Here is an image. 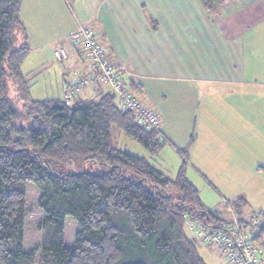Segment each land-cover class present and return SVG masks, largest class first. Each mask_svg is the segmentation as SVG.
Here are the masks:
<instances>
[{"label": "trees", "instance_id": "1", "mask_svg": "<svg viewBox=\"0 0 264 264\" xmlns=\"http://www.w3.org/2000/svg\"><path fill=\"white\" fill-rule=\"evenodd\" d=\"M20 6L0 0V264H207L185 235V221L226 220L201 202L185 163L169 178L147 158L113 146L112 128L150 155L164 142L112 91L71 103L29 95ZM75 160L90 169H73ZM27 182L38 189L43 213L39 250L23 246ZM245 204L241 197L230 202L242 220ZM67 216L77 225L71 247L64 244ZM251 230L264 237V223Z\"/></svg>", "mask_w": 264, "mask_h": 264}, {"label": "crops", "instance_id": "2", "mask_svg": "<svg viewBox=\"0 0 264 264\" xmlns=\"http://www.w3.org/2000/svg\"><path fill=\"white\" fill-rule=\"evenodd\" d=\"M206 2L21 0L20 19L30 58L36 60V68L24 74L56 69L60 93L39 99L63 100L74 71H86L88 63L67 34L78 24L87 27L116 63L130 92H136L138 100L159 115L160 131L167 141L151 159L177 143L187 153L180 158L193 168L191 174L185 172L187 179L217 189L207 178V158L215 160L219 155L240 164L248 147L264 152V0ZM58 46L66 52L62 62L54 57ZM34 76L31 88L38 80ZM109 90L102 83L84 87L75 100ZM192 130L195 137L187 143ZM149 162L171 178L155 162ZM224 200L230 204L223 198L219 206L223 212ZM201 202L217 210L216 200ZM248 212L242 213L243 219ZM226 213L222 218L227 221L231 215Z\"/></svg>", "mask_w": 264, "mask_h": 264}, {"label": "rangeland", "instance_id": "3", "mask_svg": "<svg viewBox=\"0 0 264 264\" xmlns=\"http://www.w3.org/2000/svg\"><path fill=\"white\" fill-rule=\"evenodd\" d=\"M31 50L27 56L21 62L20 68L21 71L27 72L36 68V60H31ZM57 68V65H55ZM38 70V69H37ZM35 73V79H38L34 87L29 88V95L34 99L45 98L46 96L51 97L50 95H56L54 93H60V79L58 80L56 69H45L43 73ZM42 72V71H41ZM32 73V74H33ZM32 74H30L32 76ZM58 81V83H57ZM57 85V86H56ZM55 88V89H54ZM84 89V88H83ZM82 88L80 89V93ZM133 92V90H132ZM137 95L136 92H134ZM83 96V95H82ZM86 98V97H85ZM84 98V100H85ZM195 137L194 131L192 130L187 134V143L193 140ZM111 138L113 146L120 148L126 152L137 154L139 156H144L148 158L151 162H155L157 166L166 171L167 175L171 178H174L179 171L180 167L184 165V172L187 171V174H191V165H188L187 162H183V159L180 158V145L174 143L172 146L168 145V148L165 149L160 156L155 159H151V155L147 150H145L140 144L136 141L128 138L121 130L118 128H112ZM264 143V142H263ZM165 145V144H164ZM163 145V146H164ZM264 145V144H263ZM166 146V145H165ZM177 146V147H176ZM173 147H176L173 149ZM140 149V150H139ZM169 149H172L174 152H168ZM183 150V149H181ZM243 154V153H242ZM177 155V156H176ZM246 155L245 159L240 160V164H237L232 160L231 163L227 159H220V156L213 160L208 159L209 165L205 171L208 174L207 178L212 181V185L217 189L213 188L210 184L206 183L207 186L201 183L192 182L199 190V197L204 203H213L216 200L217 210L216 213L219 216H224V213L230 215L233 211L232 206L224 200L225 203V212L219 207L223 201V198L228 199L229 202L235 200L236 198H243L246 201L245 207L243 209V215L246 211H249V215L257 214L260 217V223L264 221V152L254 150V148H247L244 152ZM182 156V155H181ZM156 160V161H155ZM73 169H90L88 163H83L80 160H75L73 164ZM188 167V168H187ZM187 169V170H186ZM66 170V168H65ZM186 175V173H185ZM187 177V175H186ZM200 177V176H199ZM202 180H205L203 177ZM206 181V180H205ZM221 194H220V193ZM235 195V196H234ZM39 191L38 189L30 182L26 184V217H25V227H24V239L23 246L26 250H31L33 248L40 249L41 243V231L39 229V224L42 221L43 213L38 206ZM213 198V200L211 199ZM222 199V200H221ZM212 200V201H211ZM219 207V208H218ZM220 209V210H218ZM234 212V211H233ZM236 215V214H235ZM77 229V225L71 217L67 216L64 220V244L67 247H71L74 242V233ZM185 235L193 240L196 244L199 255L207 264H228V261L220 256L214 245H206L203 243L201 237H199L194 231L190 230L187 222L184 224ZM215 251L219 256L216 258L214 253ZM38 254L36 256V261Z\"/></svg>", "mask_w": 264, "mask_h": 264}, {"label": "built area", "instance_id": "4", "mask_svg": "<svg viewBox=\"0 0 264 264\" xmlns=\"http://www.w3.org/2000/svg\"><path fill=\"white\" fill-rule=\"evenodd\" d=\"M67 38L84 55L88 63L86 71H74V78L65 86L63 100L71 103L79 96V89L106 84L116 95L120 107L130 111L137 124L155 132L156 139L160 142L167 141L160 131V119L156 110L141 103L130 92L128 82L120 75L116 63L107 56L106 48L95 40L93 32L78 24L67 34ZM53 53L60 62L66 58L62 46L56 47ZM230 215L229 220L218 226L208 225L197 219H189L187 225L202 238L203 243L214 245L217 253L224 257L228 264H264V237H255L257 232L251 230L261 224L260 217L251 214L242 220L233 211Z\"/></svg>", "mask_w": 264, "mask_h": 264}]
</instances>
